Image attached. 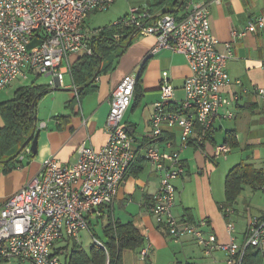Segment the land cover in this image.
I'll list each match as a JSON object with an SVG mask.
<instances>
[{
	"label": "built area",
	"instance_id": "1",
	"mask_svg": "<svg viewBox=\"0 0 264 264\" xmlns=\"http://www.w3.org/2000/svg\"><path fill=\"white\" fill-rule=\"evenodd\" d=\"M114 1L0 0V91L25 77V70L50 76V90L60 87L62 59L80 50L91 54L81 24L89 14L106 11ZM208 5L186 3V14L181 20L170 14L154 15L149 9L132 8L112 25L152 37L155 44L150 56L162 50L183 55L190 71L179 102L175 101L166 73L160 80V99L153 104L150 120V141L163 140L166 132L178 129L181 143L177 149L164 153L152 145L146 147L144 159L160 173L158 191L147 211L172 240L192 237L206 255L219 250L224 254V264H242L248 247L264 260V214L249 220L241 245L232 237L228 243L218 244L213 234H204L200 229L206 225L205 220L180 224L172 214L176 196L173 181L185 173L180 153L194 128L211 130L223 108V117L232 119L233 112L228 108L239 100L238 94L227 97L223 92L232 83L225 71L232 53L216 50L218 42L210 34ZM263 24L264 20L258 19L244 31L255 32ZM119 37L113 35L115 40ZM137 76L138 72L124 76L111 93L105 127L108 141L104 146H79L77 160L71 166L63 165L56 157L46 159L38 175L0 207V264L12 259L27 264H65L53 249L54 243L64 236L75 240L80 231L88 228V214L113 203L120 183L137 159L133 138L122 123L134 96ZM252 94L264 104V87L255 88ZM26 151L29 153L30 149ZM229 151L226 143L216 145L214 156ZM261 170L263 182L258 189L264 191V161ZM226 228L231 235L233 225L227 224ZM148 250L149 246L141 250L142 258Z\"/></svg>",
	"mask_w": 264,
	"mask_h": 264
},
{
	"label": "crops",
	"instance_id": "2",
	"mask_svg": "<svg viewBox=\"0 0 264 264\" xmlns=\"http://www.w3.org/2000/svg\"><path fill=\"white\" fill-rule=\"evenodd\" d=\"M175 2L176 0H115L106 11L89 14L81 24L80 30L85 35V44L90 48L91 38L96 36L100 29L112 25L127 15L132 8L149 9L154 15L170 12L180 20L186 14V7L178 8ZM190 2L209 4L210 34L218 42L216 50L220 53L230 50L232 53V58L225 66L232 83L224 88L223 92L227 97L239 95L237 104L228 108L233 112V118L235 119L237 113H264V104L252 94L255 88L264 87V24L255 32L244 31L250 22L261 18L264 20V0L186 1ZM154 44L152 37L140 32L132 33L125 44L116 46L107 55H99L98 65L91 73L92 77L86 78L80 85L73 83L71 67L80 58L91 57L92 50L91 54H87L85 50L68 54L59 65L62 72L60 87L45 93L36 104V125L32 132V137L34 132L37 134L36 153L32 155L31 150L29 153L26 151L27 148L30 149L31 139L23 149L20 150L23 144L20 146L16 158L11 163H4L5 160L0 162L1 207L8 198L38 175L46 159L56 157L63 165L71 166L77 160L79 146L85 145L94 149L104 146L108 141L105 127L111 93L124 76L138 72L140 64L144 62L132 102L122 118V123L133 138L137 159L120 183L113 203L86 216L88 228L82 231H90L92 237L87 249L79 243L82 231L75 240L64 236L54 243L53 249L64 263L74 250H82L90 258L92 246L95 244L93 238L100 244L107 242L104 227L110 222H118L132 225L143 238L140 248L124 249L120 253V264H224L222 251L214 250L210 255H206L202 245L192 237L172 240L157 226L147 211L148 203L158 191L160 173L144 159L145 149L152 145L164 153L177 149L181 143L178 129L166 132L163 140L150 141V120L153 104L160 99V80L162 74L166 73L174 89L175 101L179 102L183 98L184 81L190 74L188 64L181 54L162 50L150 56L149 51ZM65 75L69 77V83L63 86ZM236 81L239 83L236 84ZM47 98L48 105L40 115L37 113L38 105ZM4 101L6 100L0 103ZM225 111L226 108L219 110V116L214 119L211 130L202 132L198 129L199 126H196L188 144L181 151L180 159L185 166V173L173 181L176 196L172 214L180 224H198L205 220L206 225L200 229L204 234H213L218 244H226L232 237L236 244L241 245L249 220L261 217L264 209L256 214L246 210L244 214L233 207L234 204L237 205V199L245 186L258 189L257 185L252 186L254 181L251 182L249 178L243 180L236 198L227 206L226 176L232 168L241 163L227 171L222 188L219 181L213 185L214 168L219 165L217 160L226 159V155L231 153L233 148L240 147L236 131H226L222 142L217 139V133L221 132L223 123L231 120L223 117ZM3 126L0 117V130ZM227 137L233 146L228 144L230 151L226 155L215 157V146L225 144ZM166 143L171 145L166 146ZM9 167L11 169L6 171ZM191 168L199 170V174H195L196 178L191 176ZM227 224L233 225L231 235L228 234ZM97 228L101 230L100 235L95 231ZM145 246H149V250L146 257L142 258L140 252ZM245 264H264V260L259 254L249 253Z\"/></svg>",
	"mask_w": 264,
	"mask_h": 264
},
{
	"label": "trees",
	"instance_id": "3",
	"mask_svg": "<svg viewBox=\"0 0 264 264\" xmlns=\"http://www.w3.org/2000/svg\"><path fill=\"white\" fill-rule=\"evenodd\" d=\"M186 1L176 0L175 5L178 8H184ZM162 14L172 15L170 12ZM132 33H134L133 30L113 25L100 29V32L91 38L90 48L92 56L80 58L71 67L73 83L80 85L86 81V78L92 77L91 73L93 68L98 65L99 55H107L116 46L125 44L130 39ZM115 34L120 35L118 40L113 38ZM143 65L144 62L141 63L138 71L136 84ZM50 91L52 90L47 85L31 83L30 85L18 87L14 91L12 98L0 103V117L4 123V126L0 130V162L5 160L4 163H11L16 158V153L20 146L27 140L30 141L32 139V132L36 125V104L45 93ZM198 129L204 132L200 127ZM126 131L130 134L128 130ZM229 137L226 138V143L232 147L233 144L230 142ZM10 169L9 167L6 171ZM248 178L251 179V182L254 181L252 186L261 185L263 182L262 170L255 169L253 165L244 163L230 170L225 181L227 206L230 205L239 193L240 184L244 183L243 180ZM104 234L107 238V242L102 243L104 248L93 244L90 258L82 250H74L65 264H120V253L124 249L135 250L143 244L142 236L130 224L123 225L118 222H110L104 227ZM93 239L96 238L94 237ZM249 253L258 254L254 248L248 247L245 250L242 264H245Z\"/></svg>",
	"mask_w": 264,
	"mask_h": 264
},
{
	"label": "rangeland",
	"instance_id": "4",
	"mask_svg": "<svg viewBox=\"0 0 264 264\" xmlns=\"http://www.w3.org/2000/svg\"><path fill=\"white\" fill-rule=\"evenodd\" d=\"M24 72L25 77L18 78L7 88L0 91V101L12 98L14 91L20 86L30 85L31 83L36 85H48L51 79L44 75H37L35 72L31 73L26 70ZM66 83H69V77L65 75L63 86H65ZM48 101L49 99L47 98L40 102L37 108V113L40 115L42 114V110L44 107H47ZM233 119L226 120L223 123V126H221V132L219 131L217 133V139L222 142L226 131H236L240 142L239 148H233L231 153L226 155V159L221 158L217 160L219 164L218 167L214 166L215 173L212 175L213 185L216 184V181H219L221 188L224 184L225 174L234 165L244 163L251 164L255 168H261L264 161V113L254 115L237 113L235 119ZM217 126L218 122L215 123L216 128ZM195 174H199V170L196 171L194 168H191V176L196 178ZM237 200V205L234 204L233 207L244 214L246 213V210H249L252 214H256L264 209V191L256 189V187L251 188L250 186H245L240 198ZM95 231L97 235H100V229L97 228ZM79 237L80 245L87 249L92 242L90 231H82ZM61 243L58 244L60 245ZM11 262H13L12 264H19V261L16 259H12ZM23 263L24 262H22V264Z\"/></svg>",
	"mask_w": 264,
	"mask_h": 264
},
{
	"label": "water",
	"instance_id": "5",
	"mask_svg": "<svg viewBox=\"0 0 264 264\" xmlns=\"http://www.w3.org/2000/svg\"><path fill=\"white\" fill-rule=\"evenodd\" d=\"M36 142H37V134L34 132V136L32 137V140L30 141V143L28 140L24 142L20 150L23 149L29 143V147L32 152V155H34L36 153Z\"/></svg>",
	"mask_w": 264,
	"mask_h": 264
}]
</instances>
